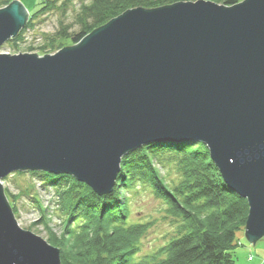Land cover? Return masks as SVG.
I'll return each instance as SVG.
<instances>
[{
  "label": "water",
  "instance_id": "95a60500",
  "mask_svg": "<svg viewBox=\"0 0 264 264\" xmlns=\"http://www.w3.org/2000/svg\"><path fill=\"white\" fill-rule=\"evenodd\" d=\"M29 15L0 9V47ZM200 143L247 201L245 237H264V0L131 9L54 54H0V264H60L22 230L1 180L68 175L110 194L131 151Z\"/></svg>",
  "mask_w": 264,
  "mask_h": 264
},
{
  "label": "trees",
  "instance_id": "16d2710c",
  "mask_svg": "<svg viewBox=\"0 0 264 264\" xmlns=\"http://www.w3.org/2000/svg\"><path fill=\"white\" fill-rule=\"evenodd\" d=\"M196 1L47 0L29 16L26 26L13 41L21 40L22 34L34 27L33 21L39 15L54 10L77 8L78 28L70 35L71 26H61L56 34L58 40L48 38V44L41 46L44 50L49 48V53L63 48L61 43L56 45L57 41L74 45L128 10ZM205 1L228 7L242 2ZM156 163L164 168L173 166L180 181L174 186L167 184L160 177ZM29 174L37 175L45 187L52 189L64 228L59 238L49 232L47 235L49 243L59 250L60 264H234L236 233L245 224L248 206L224 184L203 144H151L125 155L113 192L105 196L96 195L68 175ZM135 186L148 190L164 205L163 210L175 229L157 252L138 261L134 255L139 251V242L153 224H128L129 207L123 192ZM11 206L16 215L15 207ZM46 229L50 231L49 227Z\"/></svg>",
  "mask_w": 264,
  "mask_h": 264
},
{
  "label": "rangeland",
  "instance_id": "374dc122",
  "mask_svg": "<svg viewBox=\"0 0 264 264\" xmlns=\"http://www.w3.org/2000/svg\"><path fill=\"white\" fill-rule=\"evenodd\" d=\"M10 1L20 2L30 16L37 12L42 3L47 0H0V9L6 7L7 4L9 5L11 3ZM77 5L78 3H76ZM76 14L77 8L69 7L65 10L59 9L39 15L33 21L34 27L23 33L21 40L7 41L0 47V54L12 56L36 54L41 57L53 54L49 53L51 52L49 48L44 50L41 49V46L48 44V38L58 40L59 36L56 34L61 26H71L69 30L70 35L76 32L78 28L75 24ZM58 43H61L63 48L72 46L69 41L59 40L56 45ZM155 166L159 171L160 177L163 176L166 183L170 186H174L180 181L181 178L173 166L164 168L157 163ZM29 173L31 172L23 171L12 173L1 180V185L11 209V205L15 207V219L18 226L22 230L40 237L52 246L49 243V236L47 234L49 232L56 238L62 236L64 227L61 224V217L52 197V189L49 186L48 188L45 187L37 175H31ZM123 197L128 201V224L149 222L153 224L148 233L139 242V251L134 255L135 261H138L145 255L157 252L160 247L167 243L175 229L172 219L167 217L163 210L164 205L156 200L148 190H144L140 186H135L128 191H124ZM47 227L50 228V231L46 229ZM244 231L245 224L236 233L234 264H264V237L252 246L253 244L246 239ZM54 248L58 249L57 247Z\"/></svg>",
  "mask_w": 264,
  "mask_h": 264
},
{
  "label": "bare ground",
  "instance_id": "6f19581e",
  "mask_svg": "<svg viewBox=\"0 0 264 264\" xmlns=\"http://www.w3.org/2000/svg\"><path fill=\"white\" fill-rule=\"evenodd\" d=\"M78 43V42H77ZM77 43H75V44H77ZM54 54V53H53ZM172 144V143H171ZM14 173H16V172H14ZM45 173V172H44ZM119 175V174H118ZM9 176V175H8ZM6 178V177H5ZM80 183V182H79ZM14 214V213H13ZM14 217H15V215H14Z\"/></svg>",
  "mask_w": 264,
  "mask_h": 264
},
{
  "label": "built area",
  "instance_id": "2783aa9c",
  "mask_svg": "<svg viewBox=\"0 0 264 264\" xmlns=\"http://www.w3.org/2000/svg\"><path fill=\"white\" fill-rule=\"evenodd\" d=\"M248 261H250V259H248Z\"/></svg>",
  "mask_w": 264,
  "mask_h": 264
}]
</instances>
